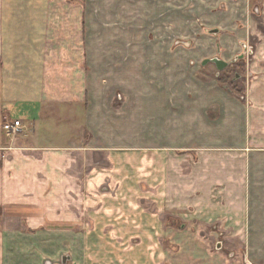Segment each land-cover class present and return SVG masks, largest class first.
<instances>
[{
	"label": "crops",
	"instance_id": "1",
	"mask_svg": "<svg viewBox=\"0 0 264 264\" xmlns=\"http://www.w3.org/2000/svg\"><path fill=\"white\" fill-rule=\"evenodd\" d=\"M82 2L0 0V264H95L101 244L147 246L131 264H256L264 0H169L172 45L148 43L149 0L110 3L108 26ZM214 59L244 67L243 98ZM158 240L180 247L164 263Z\"/></svg>",
	"mask_w": 264,
	"mask_h": 264
},
{
	"label": "rangeland",
	"instance_id": "2",
	"mask_svg": "<svg viewBox=\"0 0 264 264\" xmlns=\"http://www.w3.org/2000/svg\"><path fill=\"white\" fill-rule=\"evenodd\" d=\"M126 0H83L82 2V8H86V12L90 11L98 17V23L102 24L103 26L107 25L104 20H101L102 14L105 12V9L107 7V10L110 8L112 9L114 5H111L110 3H117L119 5L118 13L121 12V3H124ZM148 1V0H145ZM150 3L146 5V9H144V12L142 11V15L145 18V23L142 25V30L146 33V39L148 40L149 44H160V45H172L174 44L178 39L179 35L174 30L173 26L171 25V21L169 22L167 17L172 16L173 13L170 12V10H174V5L169 4V0H161L159 4L158 0H149ZM174 1V0H173ZM101 2H107L108 4L101 5ZM90 3V4H89ZM95 3V5H94ZM90 5V6H89ZM250 6L248 5V8ZM157 9H160L157 11ZM85 11V10H83ZM123 22H116L113 25L112 28H118L120 30L124 29L125 26L122 25ZM108 26V25H107ZM131 27V26H130ZM126 28V27H125ZM131 31V30H130ZM193 38L194 34L192 35ZM210 45H212V41H210ZM130 44H132L130 42ZM145 196V203L146 207H151L154 205V202H152L151 198H156V194H147ZM148 205V206H147ZM163 236V233L162 235ZM113 250L111 246L106 244L97 245V260L95 261V264H109L108 254L109 252H113L112 257L114 254H116V257H120L119 254L122 255L124 261V264H131V261H128L129 257H134L135 255L138 256V258H142L143 256H147L145 251L147 250V246L138 245H126V244H119L113 246ZM144 247V248H143ZM180 247L172 246L168 243V241H157V244L153 247V253H154V260H158V258H161L162 262L164 263L165 258H167L168 251L172 250H179ZM216 248H220V246L211 245V250L216 251ZM243 249V252L249 255L250 253L253 254L255 257H257L256 264H264V246L258 245V246H249V245H243L241 246ZM250 248V249H249ZM241 249V250H242ZM135 250V251H134ZM237 246H226V249L224 251L226 253H231L233 251H237ZM128 255V256H127ZM227 255V254H226ZM92 257V253L88 252V258L90 259ZM96 257H94L95 259ZM110 258V257H109ZM92 260V259H90ZM91 262V261H90ZM89 262L84 261L83 264H88ZM94 263V262H93ZM92 262L89 264H93ZM140 264V263H138ZM143 264V263H142ZM156 264V262H155Z\"/></svg>",
	"mask_w": 264,
	"mask_h": 264
},
{
	"label": "flooded vegetation",
	"instance_id": "3",
	"mask_svg": "<svg viewBox=\"0 0 264 264\" xmlns=\"http://www.w3.org/2000/svg\"><path fill=\"white\" fill-rule=\"evenodd\" d=\"M178 44V42H176ZM240 60H244V57H240ZM219 71V70H218ZM244 67L242 68L239 63H233L230 64L224 71H219L218 78L224 77L227 78L229 81L227 84L222 85L224 89L229 91L230 93H234L238 95L239 97L243 98V89L239 85V83L242 81V78L244 77ZM72 259L69 256H66L62 258V264H72Z\"/></svg>",
	"mask_w": 264,
	"mask_h": 264
},
{
	"label": "built area",
	"instance_id": "4",
	"mask_svg": "<svg viewBox=\"0 0 264 264\" xmlns=\"http://www.w3.org/2000/svg\"><path fill=\"white\" fill-rule=\"evenodd\" d=\"M3 130L8 138L15 137L19 132L22 131V123L19 120L6 121L3 124Z\"/></svg>",
	"mask_w": 264,
	"mask_h": 264
},
{
	"label": "water",
	"instance_id": "5",
	"mask_svg": "<svg viewBox=\"0 0 264 264\" xmlns=\"http://www.w3.org/2000/svg\"><path fill=\"white\" fill-rule=\"evenodd\" d=\"M210 33H217L216 31H213V32H210ZM208 63H212V64H215L217 69L221 72V71H224L230 64L228 63H225L219 59H214V60H209L207 62H205L204 65L208 64Z\"/></svg>",
	"mask_w": 264,
	"mask_h": 264
},
{
	"label": "trees",
	"instance_id": "6",
	"mask_svg": "<svg viewBox=\"0 0 264 264\" xmlns=\"http://www.w3.org/2000/svg\"><path fill=\"white\" fill-rule=\"evenodd\" d=\"M228 79L227 78H224V77H219L218 78V82L221 84V85H224V84H227L228 83Z\"/></svg>",
	"mask_w": 264,
	"mask_h": 264
}]
</instances>
